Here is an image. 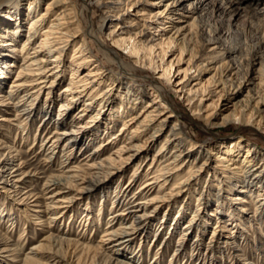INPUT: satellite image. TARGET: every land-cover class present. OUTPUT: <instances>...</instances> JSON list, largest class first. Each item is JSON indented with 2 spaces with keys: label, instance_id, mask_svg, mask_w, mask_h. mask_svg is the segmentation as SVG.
Returning a JSON list of instances; mask_svg holds the SVG:
<instances>
[{
  "label": "bare ground",
  "instance_id": "bare-ground-1",
  "mask_svg": "<svg viewBox=\"0 0 264 264\" xmlns=\"http://www.w3.org/2000/svg\"><path fill=\"white\" fill-rule=\"evenodd\" d=\"M82 1L80 5L78 0H0V110L6 112L11 107L14 118L21 121L15 126L21 129L41 115L43 122L36 129L41 141L40 153L66 155L59 163L58 173L48 176L47 198L49 203H54L49 209L72 208L73 189L86 194L87 200L111 192L106 222L99 237L103 244L111 243L109 248L114 255H105L103 264H133L135 255H126L123 250L137 236H146L152 217L161 208L165 210L158 227L165 226L171 211H174L173 225L189 212L172 249L173 256L184 245L188 232L196 228L201 233L195 235L202 234L210 216L214 219L211 241L220 230L241 232L239 228L246 220L256 223L264 235V148L244 140L241 135L214 143L189 135L165 94L164 85L135 77V67L113 47L106 46L93 25V13H90V24L86 23L84 9L90 3ZM178 1L150 0L148 5L146 0H97L102 12L99 28L105 25V33L114 44L129 47L128 52L136 55L144 49L151 51L149 45L154 36L146 32L148 27L162 36L167 34V39L177 42V59L186 51L189 61L197 58L195 66L199 74H209L203 81L199 80L200 100L190 107L192 112L198 111L195 118L207 129L237 121L243 125L252 121L256 127L262 124L264 129V22L254 23L255 43L251 51L244 52L240 47L236 49V44L227 42L225 34L230 27L222 41L210 34L204 37L202 28L192 18L194 10L188 3L178 7L185 0ZM201 1L203 6L206 0ZM258 1L219 0L218 8L229 10L233 15ZM131 7L134 15L128 11ZM180 9L183 13L175 18ZM214 10L205 11L206 19L211 18ZM164 16L169 19L164 21ZM224 21L220 16L215 19L218 27ZM149 56L144 53L134 62L146 61L154 66ZM171 66L162 67L164 76L170 73ZM12 71L15 75L8 81ZM6 80L7 88L3 89ZM250 84L253 92L248 87ZM211 85L215 88H210ZM217 88L224 92L222 100L221 93H216ZM203 93L215 96L214 104L221 100L217 113L211 111L216 109L212 106L199 114ZM195 96L188 94L185 100L190 102ZM73 109L76 111L72 114ZM50 123L53 127L48 129ZM81 126L87 131L80 134ZM91 133L93 139L89 142L85 134ZM96 140L98 144L90 147ZM3 143L0 140V178L10 184L7 192L12 187L14 190L9 191L19 194V200H27L28 194L19 189L26 174L10 155L12 145ZM107 144L112 146L110 153L100 157V151ZM82 148L87 152L76 160V152ZM47 158L45 162H49ZM145 160L147 167L141 173ZM129 168L128 181L120 186ZM138 180V195L135 198L131 195L126 201V191ZM121 200L127 204L123 205ZM85 203V208H90ZM249 204H252L250 215ZM101 208H90L91 215L85 213L82 224L91 230L97 228L102 220ZM55 213L36 218L50 226L54 219L58 222L59 216ZM11 216L12 213H5L1 217L9 221ZM12 223L11 219L9 224ZM23 236L19 234L18 243ZM0 243L3 250L16 254L19 264H43L42 259H50L51 264H80L83 252L100 248L79 245L61 235L47 236L41 245H34L24 253L17 249L16 242L10 244L1 234Z\"/></svg>",
  "mask_w": 264,
  "mask_h": 264
},
{
  "label": "rangeland",
  "instance_id": "rangeland-1",
  "mask_svg": "<svg viewBox=\"0 0 264 264\" xmlns=\"http://www.w3.org/2000/svg\"><path fill=\"white\" fill-rule=\"evenodd\" d=\"M87 1L90 3V7L88 6L84 9L86 23L90 24V13H93V25L102 35L106 46L113 47L117 51V54L135 67V77L142 81H145V79H148L147 81L149 82L156 80L164 85L165 94L168 99L172 101L174 108L178 112L181 122L185 124V129L188 131L189 135L194 136L196 140H206L210 143L222 139H228L231 136L241 135L244 140L254 143L260 148H264V129L262 124H260L259 127H256L252 121L249 122V125H243L241 121H237L226 125L213 126L207 129L200 119L195 118L198 111L192 112L190 107L194 102L197 103L200 100V96L198 95V89L200 86L198 84L199 80L203 81V79L209 74L207 72L199 74V71L195 66L198 62L197 58H191L189 61L186 51L181 54L179 59L176 58L179 49L175 39H167V34L162 36L158 31L148 27L146 32H150V34L154 36L149 45L151 51H146L144 49L137 53L138 55L128 52L130 49L129 47H127V49L124 46H118L110 40L105 33V25L102 28H99L102 12L97 5V0ZM164 1L165 0H162V2ZM218 1L219 0H206L203 3V6H201V0H185L178 7L182 8L184 4H189L188 6L190 9H193L194 11L192 14L185 12L184 14L188 16L190 14L192 15V18H194L202 28L204 37L205 35L207 37V34H210L211 36H217L218 39L220 38L221 40H219L222 41L224 38L223 34L226 32V29L230 27V31L225 34L229 36H227V38H230H226L227 42L230 45L236 44L234 45L236 46V49L240 47L239 49L244 52L251 51L252 46L255 43L253 29H255L256 26L254 23L256 21H260L261 23L264 22V0H260L249 7L239 9L237 10L238 14L234 13L233 15H231L232 12H229V10L225 12L218 8ZM78 2L80 5L83 3L82 0H78ZM180 2L181 0L177 3ZM145 3L150 5V0H146ZM202 7H204V9L200 10ZM208 8L209 10L215 8V10L212 12L211 18L206 19L205 11ZM133 9L134 7H131L130 9L128 8L131 15L135 14ZM182 13L183 10L180 9L179 13L174 15L175 18L181 16ZM170 14H172V12L168 13L166 17H169ZM219 16L225 19L221 27H218L215 22V19ZM166 17H163L164 21L165 19H169ZM230 17L231 19H229ZM184 19L186 18H182V20ZM229 24L231 25L228 26ZM248 24L249 26H247ZM207 49L208 48H205V51H207ZM144 53L150 54L149 57L153 58L154 66H149L146 61L144 63L142 61L134 62L135 59H139L140 55ZM169 64H172L170 73L166 72V75L164 76L162 67H166ZM186 68L189 69L185 70ZM128 71L133 72V70L130 69H128ZM14 75V71L10 72L8 81L11 80ZM144 76L146 78H144ZM8 81L6 80L4 82L2 86L3 89L7 88ZM190 87L191 91L188 92ZM248 87L253 92V85L250 84ZM210 88L213 89L215 86L211 85ZM247 88H245V90H247ZM245 90L243 94H245ZM216 93H221L220 88L216 89ZM188 94H190V96L197 94V96L188 102L185 100ZM203 95L200 103L203 108L199 111V114H202L206 109L212 106H216V109H212L211 111L217 113V110L221 107V100L223 99L224 92L221 93L222 98L219 104H214L212 102V100H216L215 96L206 95V93H203ZM40 99L43 100V95ZM7 108L8 110L6 112L0 110V140L4 141L3 145L5 146L12 145V148H10V155L13 156L15 164H20L21 172L26 174L23 183L19 185V189H21V192H24L25 195L28 194L29 198L24 201L19 200V194L9 191L14 190L12 187L7 192L6 188H9L10 184L0 178V234L5 238H8L10 244L16 242L17 249L21 253L29 252L30 248L34 245L38 246L45 242V237H52L53 235H61L64 236V238L72 239V241H76L79 245L87 244L94 248L99 245L100 248L98 247L97 250L91 251V253L83 252L81 256L83 260L80 264H103L102 260L104 257L106 258L105 255H114L109 248L111 243L107 244L105 242L103 244L99 237L106 222L107 211L111 201V192L104 196H95L91 200H87L85 197L86 194L73 189L71 192L72 194H70L72 195L71 204H74L72 208L66 209V207H63L57 210L49 209L54 203H49V198H47L49 195V189L47 188L48 176L50 174L58 173L59 163L60 161H64L66 155L62 152H54L53 154H46V156L43 152L40 153L41 141L38 139V131L36 129L38 126L40 127L43 122V120L40 121L42 117L41 115L33 122H27V126L25 124H20L26 126L24 129H21V127L15 126V124H19L21 121L17 120L16 117L14 118V111L11 107ZM76 109H73L71 113L73 114ZM55 110L56 103L51 112L55 114ZM1 117L8 118L9 121L3 120ZM52 127L53 125L50 123V126L47 128L51 129ZM65 127L69 128L68 124ZM85 130L87 131V128L85 129V127L81 126L78 133L80 132L81 134ZM34 135H36L35 138H33ZM88 135L85 134L86 140H90L89 142H91L93 139L92 133L89 136ZM106 138L105 135V141ZM97 144L98 140L91 143L90 147ZM111 148V144H107L106 147L100 151V157L108 155ZM85 150L86 149L83 150L82 148L80 151L76 152V160H79L84 156L87 152ZM4 152H6V150H4ZM46 157H48L47 159H49V162H45ZM70 160H72L71 157ZM71 164L72 163H69L68 165ZM146 167L145 160L141 166V173L145 171ZM130 171L131 168L124 173L119 183L120 186L127 183ZM143 179L144 177L140 180ZM140 180L132 186L130 191H126V201L132 197L131 195H134L133 198L138 195L136 190ZM125 200H121L122 204L124 203L123 205L127 204ZM85 202H88L90 208L101 206V209L103 210L102 220L98 223L99 225L97 228L94 227L92 230L85 224H82V220L84 219L82 216L85 213L91 215L92 211L90 208H85ZM45 205L48 208L45 209ZM248 206L249 210L247 213L250 215L249 213H251L252 204H249ZM2 208L4 211L1 210ZM65 209L71 211H65ZM164 210L165 209L161 208L160 212L157 213L155 217H152L150 229L146 236H137L130 246L123 250L126 255H135V257H133V264H264V235L259 232L256 223H249L246 220L242 227L239 228L241 232L235 229H232L233 231L231 230V232L220 230L215 235L214 240L211 241L209 237L211 235V229L214 226V219L211 216L210 220L204 225L202 234L200 236L197 235V237L195 234L201 232L199 231L200 229L196 228H194L192 232H188L185 236L184 245H182L176 255L173 256L172 249L177 244V240L181 234V227L189 217V212L187 210L184 213V216L173 225L171 218L174 216V211H171L169 221L166 222L165 226L161 224L158 227L161 220L160 217ZM47 212H50V214ZM52 212H56L55 215L59 216V218L58 222H56L55 219L51 221L50 226L39 222L40 220L38 221L36 218L45 215L51 216ZM5 213H12V224H9L11 219L8 221L1 217ZM60 219L61 222L59 223ZM88 221L91 225L92 223L90 220ZM262 221L264 222V218ZM168 223H170V225H168ZM45 230L48 231L45 232ZM21 233H23L24 236L20 238L18 243V236ZM165 242H167L166 246ZM257 243L260 245L257 246ZM158 252H160V254ZM16 258L15 253L3 250L0 245V262L6 264H19ZM42 260L43 264L53 263L52 261H49L50 259Z\"/></svg>",
  "mask_w": 264,
  "mask_h": 264
}]
</instances>
